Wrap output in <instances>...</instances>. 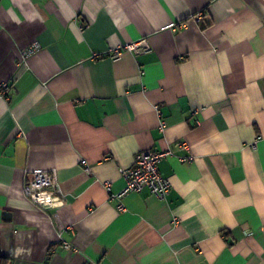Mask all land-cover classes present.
<instances>
[{"label": "crops", "instance_id": "obj_1", "mask_svg": "<svg viewBox=\"0 0 264 264\" xmlns=\"http://www.w3.org/2000/svg\"><path fill=\"white\" fill-rule=\"evenodd\" d=\"M1 81L0 264H264V0H0ZM167 148V197L119 211L120 169Z\"/></svg>", "mask_w": 264, "mask_h": 264}, {"label": "built area", "instance_id": "obj_2", "mask_svg": "<svg viewBox=\"0 0 264 264\" xmlns=\"http://www.w3.org/2000/svg\"><path fill=\"white\" fill-rule=\"evenodd\" d=\"M36 49L37 45L35 43H31L27 47L21 49V63ZM149 50L150 46L147 39L141 38L136 41L116 45L109 51L108 57L112 60H117L124 52L138 54ZM183 59H185L184 56L179 57V60ZM11 86L12 84L10 81H1L0 97L8 98ZM156 111L159 113L158 107H156ZM163 126L161 121L159 125L161 131ZM171 154L172 151L168 148L162 150H141L134 155L131 166L120 169L125 185L120 191L110 194L109 196L110 199H117L119 201L117 206L119 211L124 209L121 199L130 192H141L144 189H148L151 195L157 199L164 200L167 197L171 188V183L168 178L160 174L158 163L162 158ZM192 159L193 157L190 155L188 157H183L181 160L191 161ZM81 164L85 171H90L85 160H81ZM23 195L40 209L59 208L65 203V195L59 187L55 169L27 171L23 184ZM65 246L68 247L69 245L65 243Z\"/></svg>", "mask_w": 264, "mask_h": 264}]
</instances>
